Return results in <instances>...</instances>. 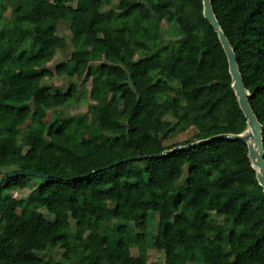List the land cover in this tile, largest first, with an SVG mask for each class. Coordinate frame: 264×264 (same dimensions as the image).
Returning <instances> with one entry per match:
<instances>
[{
    "label": "trees",
    "instance_id": "trees-1",
    "mask_svg": "<svg viewBox=\"0 0 264 264\" xmlns=\"http://www.w3.org/2000/svg\"><path fill=\"white\" fill-rule=\"evenodd\" d=\"M150 1L148 8L143 0H119L115 15L103 11L104 0L9 5L12 27L0 29V117L18 123L31 113L30 104L14 97L13 90L46 111L73 97L71 84L65 90L41 87L47 75L43 68L58 48L59 21L103 40L99 51L71 53L68 76L105 61L108 81L129 84L121 102L83 116L56 110L38 118L27 135L16 136L12 150L0 148V178L16 171L50 176L17 175L0 184V264H129L139 242L162 251L165 264H264V192L245 141L218 138L150 156L247 129L226 55L203 17L202 0ZM210 1L236 56L264 148V0ZM5 5L0 0V17ZM153 17L178 23L151 42L138 39L133 28L148 30ZM146 50L139 60L124 58ZM119 64L123 68L114 71ZM216 72L218 80L204 83V75ZM154 98H159L157 126L149 108ZM189 130L187 138L166 143ZM67 136L74 140L71 148L54 144ZM138 156L143 158L127 160ZM30 179H39L38 185L16 197ZM246 189L257 194L248 196ZM149 212L157 215L154 235L147 233ZM212 212L233 225L221 250L213 248L215 229L221 227H197ZM56 247L63 257L38 256Z\"/></svg>",
    "mask_w": 264,
    "mask_h": 264
},
{
    "label": "rangeland",
    "instance_id": "rangeland-1",
    "mask_svg": "<svg viewBox=\"0 0 264 264\" xmlns=\"http://www.w3.org/2000/svg\"><path fill=\"white\" fill-rule=\"evenodd\" d=\"M6 3L0 17V29L11 28L13 21L9 15L10 7L17 2V0H3ZM119 0H104L103 11L107 15H115L117 11ZM143 3L150 8L151 1L143 0ZM153 22L150 23L149 29L146 30L140 26H135L133 32L138 39H142L145 42H151L153 37L160 35L173 28L178 21L175 19H159L153 17ZM56 39L58 41V48L54 54L53 59L44 66V70L47 75L44 76L41 87L44 90L52 89L54 87H60L64 90L68 85H72L73 97L69 99L63 106L54 110H44L37 105L33 104L30 98L18 91L13 90L12 95L24 102H28L31 106V113L22 122L15 123L11 120L0 117V148L12 150L14 147V139L19 135H27L37 127L36 120L38 118L50 115L57 110L58 114L64 116H83L90 110H101L109 102H121L126 97L127 83L115 84L107 80L109 71L103 66L106 65L105 61L92 62L85 69H76L72 76H68L66 73L67 63L71 53L78 49L82 53H92L99 51L103 45V40L96 36H87L82 33L79 28H72L65 21H59L56 29ZM149 50L145 52H138L135 55H124L127 62H133L143 58L148 54ZM114 71H118L123 68V65L112 66ZM35 70H30V72ZM23 73H28L29 70H23ZM220 78V73H207L204 75V83L210 84ZM159 98H154L149 101V108L151 118L154 126L160 125V119L158 118L156 103ZM191 131L179 133L170 139L166 140V143H173L181 141L190 135ZM57 147L71 148L74 145V140L71 136L59 138L53 141ZM140 167V165H136ZM39 183V179H30L28 186L21 192H15L16 197H24L28 191L36 187ZM248 196H255L256 190L246 189ZM46 214V213H45ZM50 218L49 215H45ZM113 222V221H112ZM72 229H74V223L70 222ZM219 226L220 229H215L213 248L215 250H221L222 245L227 241L229 233L233 227L232 223L225 220L223 216L209 213L205 222L198 224L197 227L200 231L210 229L213 226ZM128 226L132 229L133 224L128 223ZM157 231V215L154 212L148 213L147 218V233L154 235ZM222 237V241L218 239ZM181 253L191 251L189 249L179 248ZM63 249L49 248L48 250L39 253L38 256L43 259L57 260L63 257ZM129 264H165V257L162 251L148 248L145 242H139L131 249V254L128 260Z\"/></svg>",
    "mask_w": 264,
    "mask_h": 264
},
{
    "label": "water",
    "instance_id": "water-1",
    "mask_svg": "<svg viewBox=\"0 0 264 264\" xmlns=\"http://www.w3.org/2000/svg\"><path fill=\"white\" fill-rule=\"evenodd\" d=\"M202 5H203V17L210 23V25L213 27L214 32L217 34L219 42L223 48V51L226 55L227 62H228V71L229 74L231 75V78L233 80L232 82V87L235 92V96L237 97L239 107L246 118L247 121V129L245 130L244 133L242 134H228V133H223V134H218L215 136H212L210 138L204 139V140H199L194 143H190L188 145H183V146H176L171 150L164 151L159 154H153L150 155L151 157H163L165 155H168L169 153L180 150L183 148H187L190 146H193L199 142H208L210 140L218 139V138H227V139H232V140H243L247 144L248 148V157L251 160L252 167L256 171V177L258 180V184L263 188L264 192V148H263V143H262V137H261V125L257 121L256 116L254 112L252 111V108L248 102V97L249 93L245 89L242 77L240 75V72L238 70V65H237V60L236 56L234 54V51L232 47L230 46V43L226 36L224 35L223 31L220 28V25L216 19V16L214 15L212 6H211V1L210 0H202ZM248 140H251V143H248ZM143 157H133L129 158L127 160H134V159H141ZM256 158L255 162H253V159ZM123 162V160L116 161L115 163L109 165L115 166L119 165ZM17 175H28V176H36L40 178H48L50 177L47 174H43L37 171H27V172H22V171H16V172H10L7 175L3 176L0 178V184L7 180L8 178L12 176H17Z\"/></svg>",
    "mask_w": 264,
    "mask_h": 264
},
{
    "label": "bare ground",
    "instance_id": "bare-ground-1",
    "mask_svg": "<svg viewBox=\"0 0 264 264\" xmlns=\"http://www.w3.org/2000/svg\"><path fill=\"white\" fill-rule=\"evenodd\" d=\"M248 143H251V140H248ZM256 158L253 159V162H255Z\"/></svg>",
    "mask_w": 264,
    "mask_h": 264
}]
</instances>
